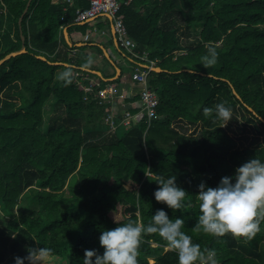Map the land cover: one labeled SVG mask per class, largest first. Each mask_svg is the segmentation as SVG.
I'll return each instance as SVG.
<instances>
[{
  "label": "trees",
  "instance_id": "16d2710c",
  "mask_svg": "<svg viewBox=\"0 0 264 264\" xmlns=\"http://www.w3.org/2000/svg\"><path fill=\"white\" fill-rule=\"evenodd\" d=\"M27 1L0 0L7 24L0 60L20 50L22 38L26 51L0 65V264H15L33 249L51 250L36 251L33 259L83 264L85 250L103 254L102 231L129 221L147 226L161 208L184 221L181 231L199 245L201 258L211 255L207 264H264V214L250 239L196 227L198 185L215 188L250 159L264 161L257 138L239 146L229 123L221 127L215 116V105L225 103L264 130V0H117L129 37L162 72L148 77L157 118L149 127L141 120L114 131L103 120L109 104L97 105L91 96L83 101L74 78L81 63L64 50L61 30L74 10L61 20L63 3L31 0L19 24ZM209 47L218 59L206 69ZM64 64L73 66L68 86L57 80ZM45 107L50 113L41 129ZM206 107L213 109L209 116ZM121 118L115 113L114 123ZM156 177L176 178L188 207L173 211L156 202ZM119 209L122 220L113 222L109 213ZM137 260L178 264L158 233L142 234Z\"/></svg>",
  "mask_w": 264,
  "mask_h": 264
},
{
  "label": "clouds",
  "instance_id": "9594fccd",
  "mask_svg": "<svg viewBox=\"0 0 264 264\" xmlns=\"http://www.w3.org/2000/svg\"><path fill=\"white\" fill-rule=\"evenodd\" d=\"M218 53L214 47L207 49L202 57V66L208 68L217 63ZM94 63L89 56L80 65V70L87 71ZM64 71L58 73L57 80L64 86L72 83L73 66L64 64ZM212 108H204L203 113L209 116ZM215 116L224 127L232 120V110L225 103L215 105ZM176 178L156 177L158 187L153 196L156 202L163 203L173 211L185 209L187 192L178 187ZM200 215L196 227L202 228L205 234L223 236L230 233L234 238H251L260 231L262 214H264V161L250 159L237 167L231 176L222 177L213 188L204 183L198 185L196 195ZM184 221L177 217L174 221L166 211L157 209L147 226L127 222L111 230H104L99 236L103 254L95 250H85L83 264H138V249L143 233H158L167 242L169 249L175 250L178 264H195L201 258L199 245L194 244L190 236L181 231ZM48 254L51 250H28V256L15 257V264H33L34 252ZM94 258V259H93Z\"/></svg>",
  "mask_w": 264,
  "mask_h": 264
},
{
  "label": "crops",
  "instance_id": "0c3cea01",
  "mask_svg": "<svg viewBox=\"0 0 264 264\" xmlns=\"http://www.w3.org/2000/svg\"><path fill=\"white\" fill-rule=\"evenodd\" d=\"M53 3H63V9L66 8L67 10L65 14H63L62 9L61 20L69 11L79 8L75 6L76 0H72V4H67L64 0H53ZM126 33V38L132 44L128 50L123 48L117 41L112 22L107 16L98 17L94 20L79 24L72 21L71 24L63 27L61 30L63 41L69 48L64 49L68 52V57L81 64L85 63L89 56L93 58L94 63L90 66V69L82 71L79 67L74 73V78L76 83L84 91L83 101L89 100L91 96L92 100H94L97 105H102L104 103L110 105V109L106 114H110L112 111L121 113L123 110L120 105L121 102L129 103L138 101L137 93L139 87L131 82L130 77L137 63L136 59L132 56V53L140 52L134 41L129 37L127 29ZM86 35L88 36L87 40L84 39ZM54 64L57 65L56 63ZM123 70H126V72ZM91 75L96 76L97 78H94ZM99 80H102L104 85L101 84ZM92 84H98L101 89L112 85L117 89V93L112 100L101 101L94 97L93 94H89L84 90L85 87ZM120 94L124 96V99L121 100L117 97ZM136 111L137 110H132L131 113L134 114Z\"/></svg>",
  "mask_w": 264,
  "mask_h": 264
},
{
  "label": "built area",
  "instance_id": "2783aa9c",
  "mask_svg": "<svg viewBox=\"0 0 264 264\" xmlns=\"http://www.w3.org/2000/svg\"><path fill=\"white\" fill-rule=\"evenodd\" d=\"M67 4H72V0H64ZM88 2V7L84 9L76 8L74 10L73 22L76 24L84 23L89 20H94L98 17H109L114 32L117 36V41L119 44L128 50L132 45L131 42L126 38L127 33L125 26L123 24L122 17L119 16L120 3L117 0H86ZM133 0H126L125 5L130 4ZM66 8L63 9V14L66 12ZM63 19V18H62ZM85 40L88 39L86 35ZM132 56L136 59L137 63L131 74V82L139 87L137 96L138 101L136 102H121L123 110L121 112V120L118 124L114 123L113 115L117 112H111L105 115L104 121L108 124L111 131L120 125L124 129H128L131 126L144 120L149 127L151 122L157 118V107H158V97L154 91L148 87V77L153 68L155 67L156 61L149 60L147 53H132ZM93 89V90H92ZM84 90L89 94H93L94 97L100 99L101 101L112 100L114 95L117 93V89L110 85L105 88H100L98 84H92L85 87ZM121 100L124 99L122 94L117 96ZM116 98V97H115ZM86 100V98H85ZM132 110H137L134 114L131 113ZM211 258V255H207L201 258L198 264H207V261Z\"/></svg>",
  "mask_w": 264,
  "mask_h": 264
},
{
  "label": "rangeland",
  "instance_id": "374dc122",
  "mask_svg": "<svg viewBox=\"0 0 264 264\" xmlns=\"http://www.w3.org/2000/svg\"><path fill=\"white\" fill-rule=\"evenodd\" d=\"M3 21L4 20L0 18V23L2 24L0 25V35L2 31L5 29V27H7V24L3 23ZM259 28L264 31V27L261 26ZM123 71L126 72V70ZM49 113H50L49 107H45L43 123L40 126L41 129H43L44 125L46 124L47 118L49 117ZM228 123L230 126L229 127L230 136H232V138L236 140V143L239 146L247 145L254 138H257L258 143L264 146V130L256 123V121L251 119L249 115L246 114L243 110L237 109V111L232 114V120H230ZM120 212L121 211L119 209V211L115 213L113 212L109 213V217L113 222H119L120 220H122V216ZM3 225H4V221L0 217V226ZM149 263L151 264L152 261L150 260ZM33 264H64V263L58 262V260L53 257L38 255L33 259Z\"/></svg>",
  "mask_w": 264,
  "mask_h": 264
},
{
  "label": "water",
  "instance_id": "95a60500",
  "mask_svg": "<svg viewBox=\"0 0 264 264\" xmlns=\"http://www.w3.org/2000/svg\"><path fill=\"white\" fill-rule=\"evenodd\" d=\"M30 2H31V0H28V1H27L26 6H25V8H24V10H23V12H22V14H21L19 20H18V23H19V24H20V22H21L22 17L24 16V14H25V13L27 12V10H28L29 5H30ZM25 52H26V51H25V48H24V45H23V38H22V46H21L20 50H19V51H16V52H12V53L7 54L3 59L0 60V65H1L4 61L8 60L9 58L14 57V56H16V55L23 54V53H25ZM40 59H41V60H44V58H42V57H40ZM153 71H154V72H162V70H161L160 68H154ZM97 74H98V73H97Z\"/></svg>",
  "mask_w": 264,
  "mask_h": 264
}]
</instances>
